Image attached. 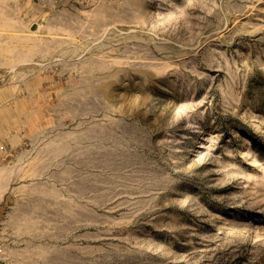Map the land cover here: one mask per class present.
<instances>
[{
    "label": "rangeland",
    "instance_id": "374dc122",
    "mask_svg": "<svg viewBox=\"0 0 264 264\" xmlns=\"http://www.w3.org/2000/svg\"><path fill=\"white\" fill-rule=\"evenodd\" d=\"M0 264H264V0H0Z\"/></svg>",
    "mask_w": 264,
    "mask_h": 264
},
{
    "label": "bare ground",
    "instance_id": "6f19581e",
    "mask_svg": "<svg viewBox=\"0 0 264 264\" xmlns=\"http://www.w3.org/2000/svg\"><path fill=\"white\" fill-rule=\"evenodd\" d=\"M94 239H96V238H94ZM88 246H89V245H88ZM75 248H77V247H75ZM84 248H85V247H84ZM80 249H83V248L80 247ZM93 249H95V248H93ZM88 250H90V249L88 248ZM100 250H101V249H100ZM91 251H92V250H91ZM75 252H78V251H75ZM83 252H84V251H83ZM83 252H82V253H83ZM85 252H86V251H85ZM89 252H90V251H89ZM92 252H93V251H92ZM86 253H87V252H86ZM98 254H99V253H98ZM96 256H98V255L96 254Z\"/></svg>",
    "mask_w": 264,
    "mask_h": 264
}]
</instances>
